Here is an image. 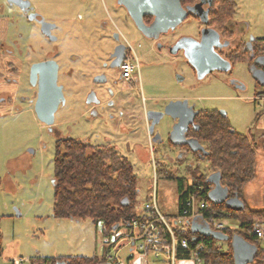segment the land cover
I'll return each instance as SVG.
<instances>
[{
  "label": "rangeland",
  "instance_id": "obj_1",
  "mask_svg": "<svg viewBox=\"0 0 264 264\" xmlns=\"http://www.w3.org/2000/svg\"><path fill=\"white\" fill-rule=\"evenodd\" d=\"M28 1L44 20L55 23V39L43 35L38 25L24 17L16 6L0 0V45L12 46L17 41L24 53V59L15 62L17 73H8V78L4 75L0 82V93L11 95V100L0 102V264H19L20 258L24 264H39L40 257L56 256L99 259L108 241H117L119 248L113 250L117 256L137 257L124 245L123 226L106 235L102 222L52 215L55 141L72 137L99 143L104 135L112 137L132 163L137 177L136 212L143 209L146 197L155 191L158 209L169 219L177 213V188L163 170L155 177L154 188L152 158L155 155L156 161L161 160L173 120L164 115L155 124L152 134L159 133L164 144L151 143L144 111L158 109L173 99H186L196 108L224 112L226 116L221 118L228 119L226 122L235 131L253 137L255 176L245 184L243 197L251 208L264 206V105L260 98L255 99L262 87L255 83L245 62H236L231 75L214 73L198 80L182 52L170 55L153 49V40L135 27L119 0ZM235 1L232 19L246 28L244 39L247 35L264 37V0ZM200 27V21L189 16L172 34L196 36ZM116 33L138 57V69L132 77L140 87V101L144 100L143 108L136 113L129 108L120 113L117 107L108 106L107 96L102 93L104 86L93 81L113 47ZM2 49L6 53L0 52V69L5 71L10 58L5 47ZM47 57L58 64L57 83L62 85L65 100L58 106L51 127L35 115L34 89L28 76L31 62ZM231 78L240 81L244 89H233L229 85ZM90 91L101 102L96 107L97 115L89 113L86 99ZM122 125L124 131L118 129ZM170 156L174 157L175 152ZM187 159H193V155L188 153ZM194 165L198 166L194 172L199 175L214 170L205 160H197ZM230 216V227L238 228V221L231 213ZM260 226L264 229V224ZM258 245L264 248V236ZM222 247L227 246L223 243ZM252 247L255 251L254 244ZM252 262L253 258L245 264H257ZM148 264L158 263L149 258Z\"/></svg>",
  "mask_w": 264,
  "mask_h": 264
},
{
  "label": "trees",
  "instance_id": "obj_2",
  "mask_svg": "<svg viewBox=\"0 0 264 264\" xmlns=\"http://www.w3.org/2000/svg\"><path fill=\"white\" fill-rule=\"evenodd\" d=\"M196 0H181L182 5H192ZM236 10L235 0H215L208 15V23L215 29H222L223 23L232 18ZM222 16V17H221ZM151 17H145L148 25ZM244 56L240 57L243 60ZM264 94V90L260 92ZM204 131L209 141V165L216 170L220 184L227 197L237 194L244 202V210L227 209L223 201L215 202L209 196V183L204 177L191 174L192 182L179 181L177 188V213L182 214L188 195L195 193L209 201V211L230 212L239 223L238 228L227 225L220 230L226 237L219 239L205 222L177 235L187 239L186 247H179L178 253L188 258L192 251H198L201 264H235L231 240L238 237L251 246L255 245L254 262L264 264V248L258 245L259 237L254 232L256 226L264 224V206L251 208L243 197L245 184L255 176V146L252 136L239 132L227 133L225 121L213 111L205 112ZM258 114L256 115L257 118ZM54 205L52 215L57 218L75 220L89 219L102 222L106 235L127 227L136 217L138 194L137 177L133 165L112 148H96L88 142L64 137L55 141L53 155ZM201 189H197L196 183ZM148 196L146 197V199ZM114 226H116L114 228ZM209 228L210 233L202 231ZM226 244V249L222 244ZM201 246V248H200ZM2 251L0 245V253ZM39 264H55L68 261L69 264H97L105 262L101 258L87 256L40 257ZM34 261V260H33Z\"/></svg>",
  "mask_w": 264,
  "mask_h": 264
},
{
  "label": "flooded vegetation",
  "instance_id": "obj_3",
  "mask_svg": "<svg viewBox=\"0 0 264 264\" xmlns=\"http://www.w3.org/2000/svg\"><path fill=\"white\" fill-rule=\"evenodd\" d=\"M181 2V0H180ZM215 3V0H196L192 5H181L183 7L191 6L192 11H189L187 17L192 16L201 23V27L198 30L196 36H178L175 37L172 34L175 26L172 29L166 30L164 32L156 33L152 37H148L145 34L147 39L153 40L152 46L153 49H156L158 52L167 51L170 55H175L179 52L183 53L184 60L191 67L193 74L196 76L198 80H202L205 77L211 76L212 74L220 73L231 75L233 65L242 61L245 62L249 68V72L251 73L254 81L258 86L262 87V91L264 90V37H254L253 35H247L244 39L243 34L246 30L244 26L239 25V22L234 21L232 18L225 21L223 23L222 29H215L208 23V15L211 12L212 6ZM16 6L17 10L22 13L24 17L29 19L30 21H34L39 29H40V20L43 19L41 14H39L31 3L29 2L28 6L23 9L15 4H11ZM32 17V18H31ZM150 17V16H145ZM144 17V18H145ZM222 17V16H221ZM233 17V16H232ZM152 18V17H151ZM153 19V18H152ZM46 21V20H45ZM152 21V20H151ZM51 22V21H47ZM54 26L51 28L50 32L52 35V30L55 28ZM150 24V23H148ZM103 25H106L105 21ZM41 32V31H40ZM42 33V32H41ZM43 34V33H42ZM45 35V34H43ZM117 37V33L114 34ZM50 40H54L49 36L45 35ZM119 43L126 45L124 50V58L128 56V46L127 42H124L120 35L119 40L116 41L114 39V44L111 50H109L106 54V60L104 59L98 72L95 74L93 79L94 83L100 85L102 87V93L107 96L105 100L108 106H115L119 109V112L122 113V109L129 108L133 112H139L141 108H143L141 101L144 98H139L140 87L135 84V79L132 77V81L129 84L123 85V79L120 73V65L123 60L113 61L111 57V53L116 45ZM5 47L7 53H9V58L7 60V67L5 71L0 69V82H3L2 79L4 75L8 78V73H17L18 69L15 64L16 61L20 62L24 59V53L21 48H19L17 41L11 46H5L4 43L0 45V52L6 53L2 48ZM212 50L217 53L220 57V61H217L216 58H212ZM3 55V54H0ZM194 57L197 61H199L201 71H199L190 61L189 57ZM244 56L243 60H240V57ZM53 59L47 57L46 59L35 60L31 62L28 67V76L29 83L34 89V102L37 97V83L35 85L32 84L30 80V69L33 63ZM120 61V62H119ZM120 63L119 66H111V64ZM217 65V67H215ZM8 71V72H6ZM7 79L6 82H8ZM229 85L235 89L240 90L244 89V85L234 79L231 78L229 81ZM93 93V94H92ZM92 94V95H91ZM260 94V93H259ZM91 95V96H90ZM264 95V94H263ZM89 98L90 102H87L89 105V113L91 115H97L96 107L97 104L101 103L98 99L96 93L94 91H90L88 93L87 99ZM86 99V101H87ZM11 100V95L7 92L0 93V102ZM173 100H186V99H173ZM169 102V101H168ZM164 103L158 109H151L153 111L163 112L167 103ZM34 106V105H33ZM189 109V110H187ZM180 112L183 113L184 120L190 119V111H194V115L191 123H187L185 126L177 124V119L172 118L173 120V128H175V132L171 134V131L168 134V138L165 143V151L162 153L161 160L156 161L155 155L152 158V165L154 169V174L157 179V175L159 172L166 171L165 177L167 179H171L174 181V184L178 183L180 180L183 182H192L191 174L196 173L194 169H197L194 164L197 160H205L208 162L207 157L209 155V141L207 140V135L204 131L203 121L205 120L206 111H213L217 116H226L223 112H218L215 109L208 108H196L195 104L188 102L186 105H182L178 108ZM150 110L144 111L146 117L147 113ZM166 114L160 116L159 120ZM158 116V115H157ZM158 120V121H159ZM225 120V130L228 133H233L235 130L228 124ZM229 122V121H228ZM148 128L150 126V121L147 120ZM156 124V123H155ZM154 124V126H155ZM123 126V125H122ZM122 126H119L118 129H122ZM51 127V126H49ZM154 128V127H153ZM237 132V131H236ZM158 135L156 141H152L155 144H161L164 142L162 140L159 133L152 134ZM171 136V137H170ZM83 141V140H82ZM90 145L96 148H112L115 149L118 153L124 156L127 160H129L124 154L121 153L120 149L117 147V143H115L114 139L110 136L104 135L102 138V142L99 143H91ZM164 144V143H163ZM175 152V156L171 157L170 153ZM191 153L193 155V159H187V154ZM130 161V160H129ZM132 164V163H131ZM160 166V167H158ZM164 168V169H163ZM134 169V168H133ZM136 175V174H135ZM216 170L209 171L204 174L196 173V176L204 177L205 180L209 183V191L216 189V194L218 196H226L225 189L219 182L217 177ZM190 177V179H189ZM127 230V227H125Z\"/></svg>",
  "mask_w": 264,
  "mask_h": 264
},
{
  "label": "water",
  "instance_id": "obj_4",
  "mask_svg": "<svg viewBox=\"0 0 264 264\" xmlns=\"http://www.w3.org/2000/svg\"><path fill=\"white\" fill-rule=\"evenodd\" d=\"M9 4H15L22 9L28 6V0H7ZM119 3L125 8L128 16L133 21L135 27L148 37L154 36L156 33L164 32L166 30L174 28L176 25L184 21L189 11H192L191 6L183 7L180 0H119ZM152 17L150 24L144 23V17ZM32 18V17H31ZM53 23L47 22L44 19L40 20V31L53 39L51 35V28ZM116 41L119 40V34L114 36ZM126 45L119 43L113 49L111 57L113 61L118 59L121 61L124 58V50ZM212 58H216L220 61V57L212 50ZM191 63L201 71L199 61L194 57H189ZM119 61V62H120ZM111 64V66H119L120 63ZM217 67V65H215ZM58 64L55 60L49 59L40 62L33 63L30 69V80L33 85L37 83V97L34 102V112L36 117L48 126H51L54 122V114L60 104H64V95L62 91V85L57 83ZM93 94V93H92ZM91 94V95H92ZM90 95V96H91ZM87 102H90L89 98ZM187 100H170L165 106L163 112L150 110L147 113L146 119L150 121L148 128L149 133H153L154 124L158 122L161 115L166 114L174 119H177V124L185 126L187 123H191L194 111H190V119H182L183 113L178 110L182 105H186ZM189 110V109H187ZM158 115V116H157ZM175 132V128L172 129V133ZM158 135H153L152 141H156ZM171 137V136H170ZM209 196L215 202L223 201L225 207L232 211L244 210V202L234 194L231 197L218 196L216 189L209 191ZM17 214H19L17 212ZM196 222H192L194 227ZM116 226H114L115 228ZM209 227V226H208ZM202 231L207 234L210 233L209 228H203ZM212 230V229H211ZM213 231V230H212ZM212 235L219 239H225L226 237L220 231H213ZM237 239V240H235ZM231 246L235 259V264L249 263L254 258L255 251L253 247L246 241L234 237L231 240ZM139 259V258H138ZM138 259L134 260L133 264H139ZM55 264H69L68 261H58ZM97 264H111L109 262H102Z\"/></svg>",
  "mask_w": 264,
  "mask_h": 264
},
{
  "label": "built area",
  "instance_id": "obj_5",
  "mask_svg": "<svg viewBox=\"0 0 264 264\" xmlns=\"http://www.w3.org/2000/svg\"><path fill=\"white\" fill-rule=\"evenodd\" d=\"M128 56L120 65V73L123 85L132 81V73L138 69V57L133 47L127 42ZM260 98L264 105V95L258 94L255 99ZM155 188V176L153 180ZM197 189H201L200 183H196ZM185 209L182 214L176 213L167 219L158 209L156 194L153 191L151 196L145 199L143 209L137 212L127 226L124 245L130 252H135L137 257L130 255L123 259L117 256L116 250L119 248L117 241L107 242V250L104 253L105 262L111 264H133L137 258H142L141 262L148 264L152 258L158 264H176L179 258H183L178 253L179 247H186L187 239L178 236L191 227L192 222H205L213 231H220L229 225L228 217L230 212L209 211V201L198 197L195 193L188 195ZM256 235L264 236V229L261 226L254 228ZM201 248V246H200ZM195 264H201L198 251H192L188 256ZM25 260L20 258L19 264H24ZM28 264H33L31 261Z\"/></svg>",
  "mask_w": 264,
  "mask_h": 264
},
{
  "label": "crops",
  "instance_id": "obj_6",
  "mask_svg": "<svg viewBox=\"0 0 264 264\" xmlns=\"http://www.w3.org/2000/svg\"><path fill=\"white\" fill-rule=\"evenodd\" d=\"M123 129L125 130V127L124 126H122V129L121 130H123ZM262 158H264V153H262ZM106 250H107V245H106V248L104 250V253H105ZM141 260H142V258H139L138 259L139 264H145V263H142ZM176 264H195V262L193 260L189 259V258H179Z\"/></svg>",
  "mask_w": 264,
  "mask_h": 264
}]
</instances>
